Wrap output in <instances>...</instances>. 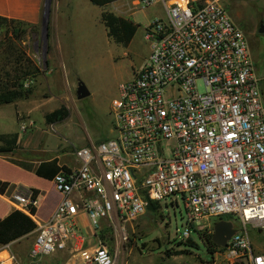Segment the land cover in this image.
Here are the masks:
<instances>
[{
	"label": "built area",
	"instance_id": "obj_1",
	"mask_svg": "<svg viewBox=\"0 0 264 264\" xmlns=\"http://www.w3.org/2000/svg\"><path fill=\"white\" fill-rule=\"evenodd\" d=\"M223 1L131 0L139 10L162 5L167 18L146 26L149 59L112 103L116 136L76 149V166L55 176L61 200L48 220L36 219L33 264L65 251L80 264H116L104 228L121 246L150 202L178 196L198 235L220 220L237 230L212 264H264L252 238L264 231V78ZM25 190L9 203L35 220ZM1 252L0 264H18L10 246Z\"/></svg>",
	"mask_w": 264,
	"mask_h": 264
},
{
	"label": "rangeland",
	"instance_id": "obj_2",
	"mask_svg": "<svg viewBox=\"0 0 264 264\" xmlns=\"http://www.w3.org/2000/svg\"><path fill=\"white\" fill-rule=\"evenodd\" d=\"M61 2L64 19L55 40L59 63H49L53 74L42 76L46 73L45 55L48 52L45 25L38 30L31 29L22 40L6 29H0V93L6 88L13 89L12 85L17 83L23 84L24 91L32 92L28 98L14 104L0 105V133H11L17 128L24 132L21 129L23 123L35 120L32 127L24 132L35 135V142L30 143L55 150L60 158L72 165L70 161L75 162L76 149L91 143L97 145L116 136L112 103L119 96L120 86L131 81L149 59L146 26L157 20L165 21L167 15L162 5L139 10L133 7L131 0L119 1L105 8L94 6L90 0ZM223 4L245 32L258 76L264 78V33L260 32L264 26V0H224ZM104 11L126 17L139 26L131 44L117 45L108 37L101 21ZM19 59L29 61V67L20 65ZM28 80L34 82L30 89L24 87ZM79 83H83L90 92L84 100L77 97ZM25 101L32 107L42 106L41 112L34 110L31 119L20 114L21 108L17 104L21 102L20 106H23ZM57 110L67 111L68 116L63 121L48 124L46 116ZM14 155L16 159L36 161L49 157L40 154L23 157L21 150ZM39 190L45 197L41 207L48 200L55 201L51 184H42ZM83 225L88 228L87 223ZM187 229L191 230L190 239L184 238ZM126 232L128 240L121 246H117L118 232L113 228L105 227L100 234L102 243H107L114 251L118 249V264H212L213 257L208 254L200 236L186 223L184 202L179 196L162 201L156 211L147 207L146 213ZM252 238L256 250L264 253V231L252 232ZM189 241L198 247L188 245ZM5 257L0 253V261ZM28 260L34 263L30 257ZM54 261L62 264L59 253L36 262Z\"/></svg>",
	"mask_w": 264,
	"mask_h": 264
},
{
	"label": "crops",
	"instance_id": "obj_3",
	"mask_svg": "<svg viewBox=\"0 0 264 264\" xmlns=\"http://www.w3.org/2000/svg\"><path fill=\"white\" fill-rule=\"evenodd\" d=\"M94 6H100L94 3V1L100 2L101 8H105L109 5H112L117 2H122L123 0H90ZM203 1V0H202ZM62 2L61 0H0V18L8 19L16 22H20L27 26H32L33 30H38L41 26L44 25V16L46 11H48V17L46 22V47L47 54L45 55V75L46 77L50 73L53 74V70H50V64L53 62L54 64H58L59 56L56 51L55 40L59 35V30L61 26V21L64 19L63 11H62ZM120 17H123L120 15ZM127 19L126 17H123ZM128 20V19H127ZM61 64V63H60ZM42 77V78H43ZM40 81V80H39ZM47 82V79H45ZM21 103V102H20ZM18 103L17 107L20 109V114L27 115L28 118L31 119L33 114L40 113L42 106L32 107V105H27L25 102H22L24 105ZM31 107L33 109H31ZM37 109V110H36ZM35 110V111H34ZM33 124L36 122L35 120H30ZM18 134L19 139L17 143V149L8 154H0V181L6 182L10 184L5 195L0 194V222L5 219L15 208L9 203V199L12 197L14 193L19 191L21 188L32 190H39V187L42 184L49 183L53 187V196L55 197V201L52 202L50 200L46 201L44 206L41 205L44 203L42 199H44V194L42 190L35 206L37 207V215L35 218L40 219L41 221L48 220L53 212L55 211L57 205L61 200V195L55 190L53 181H46L37 177L36 171L39 166L43 162L58 160V166L61 167H73L76 166V161L72 162L70 165L69 162H66L62 158L58 156V152L55 150H51L49 147H43L41 144L32 145L30 142H35V135L28 134L19 131L17 128L15 131L11 133H0V135H12ZM38 143V142H37ZM3 146L0 143V147ZM22 151L23 157H28L31 154H40L44 156H49L46 160L36 161L33 159H24V158H15V153L18 151ZM39 185V186H38ZM86 223V219L84 220ZM37 237V232H33L29 236L9 245L12 250L14 256L16 257L18 264H33L29 262V252L32 249ZM4 247L0 246V251ZM2 255H6L5 259L8 258V252H1ZM61 259L63 260L62 264H80L81 260L78 257H72L69 251L60 252L59 253ZM8 263V262H6ZM36 264H58V262H44V263H36ZM116 264H118L116 262Z\"/></svg>",
	"mask_w": 264,
	"mask_h": 264
},
{
	"label": "trees",
	"instance_id": "obj_4",
	"mask_svg": "<svg viewBox=\"0 0 264 264\" xmlns=\"http://www.w3.org/2000/svg\"><path fill=\"white\" fill-rule=\"evenodd\" d=\"M94 3L100 6L103 5L98 1H94ZM101 21L107 30L108 37L117 45L128 46L131 44L138 32V25L108 11H104L102 13ZM0 29H6L9 34L11 33L17 39L22 40L24 36H26L32 29V26H27L20 22L0 18ZM27 62L24 59L18 60V63L24 67H29ZM12 87L13 89L6 88L0 93V105L14 104L16 101L28 98L32 94L31 91H24L23 84H13ZM67 116V111L57 110L51 114H48L46 116V121L48 124H53L55 122L65 120ZM18 139V134L0 135V141L4 144L0 147V154H8L16 150ZM59 171L60 167L58 166V160H53L43 162L37 169L36 175L37 177L46 181H53ZM9 187V183L0 181V194L5 195ZM21 190L23 192L26 191L24 188H21ZM31 191L33 192L32 201L36 203L41 192L36 189H32ZM148 208L156 211L159 209V203L150 202ZM31 211L32 216L36 217L37 207L33 206ZM37 228V223L31 216L26 215L21 211L14 210L0 222V246H9L29 236L35 232ZM105 232L106 231H104V233ZM199 236L204 243L208 254L213 258L217 252L223 251V249L213 241L214 231L212 233L199 234ZM102 238L104 239V236H102ZM188 245L198 247L192 241H189ZM168 256L172 257L170 254Z\"/></svg>",
	"mask_w": 264,
	"mask_h": 264
},
{
	"label": "water",
	"instance_id": "obj_5",
	"mask_svg": "<svg viewBox=\"0 0 264 264\" xmlns=\"http://www.w3.org/2000/svg\"><path fill=\"white\" fill-rule=\"evenodd\" d=\"M48 17V11H46L44 16V25L46 27ZM264 33V26L260 30ZM90 96V92L83 83H79L77 89V97L79 100H84ZM237 230L234 228L233 224L224 220H220L215 224L213 241L220 248H226L228 241L235 235Z\"/></svg>",
	"mask_w": 264,
	"mask_h": 264
},
{
	"label": "bare ground",
	"instance_id": "obj_6",
	"mask_svg": "<svg viewBox=\"0 0 264 264\" xmlns=\"http://www.w3.org/2000/svg\"><path fill=\"white\" fill-rule=\"evenodd\" d=\"M5 264H8V263H5Z\"/></svg>",
	"mask_w": 264,
	"mask_h": 264
},
{
	"label": "flooded vegetation",
	"instance_id": "obj_7",
	"mask_svg": "<svg viewBox=\"0 0 264 264\" xmlns=\"http://www.w3.org/2000/svg\"><path fill=\"white\" fill-rule=\"evenodd\" d=\"M261 29V28H260Z\"/></svg>",
	"mask_w": 264,
	"mask_h": 264
}]
</instances>
